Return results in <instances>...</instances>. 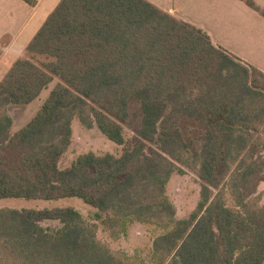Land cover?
Masks as SVG:
<instances>
[{
    "label": "trees",
    "instance_id": "1",
    "mask_svg": "<svg viewBox=\"0 0 264 264\" xmlns=\"http://www.w3.org/2000/svg\"><path fill=\"white\" fill-rule=\"evenodd\" d=\"M33 5L35 0H23ZM258 9L251 0H244ZM40 64L18 58L0 81V199L78 198L73 207L0 209V251L20 264H264V205L250 200L264 181V73L216 46L200 28L146 0H61L27 46ZM57 76L36 114L16 132L9 105L35 100ZM139 100V139L119 156L80 154L59 161L72 121L96 126L124 145L129 104ZM204 133L192 152L200 199L177 218L165 186L185 163L181 119ZM148 143L158 144L157 149ZM148 150V151H147ZM229 186L241 211L225 204ZM216 190V192H214ZM57 220L49 230L40 225ZM152 228L149 260L116 255L97 238Z\"/></svg>",
    "mask_w": 264,
    "mask_h": 264
},
{
    "label": "rangeland",
    "instance_id": "2",
    "mask_svg": "<svg viewBox=\"0 0 264 264\" xmlns=\"http://www.w3.org/2000/svg\"><path fill=\"white\" fill-rule=\"evenodd\" d=\"M251 1L258 9L250 7L244 0H177V5L182 8L187 19L201 23L208 28L213 35L212 40L216 46L239 59L241 58L238 57V54L241 53L264 65V0H262V7H259L255 0ZM26 57H32V60L37 64L45 60L42 55L33 56L27 53ZM245 63L255 67L251 63ZM59 82H61L59 78L53 76L51 83L42 90L33 102L26 106L9 105L7 107V112L13 120L12 132L20 130L30 121L47 98L50 90ZM141 120L140 102L133 99L129 104L128 119L122 124L125 144L117 145L108 140L96 126L88 128L77 117L74 118L72 121V142L59 161V168L69 167L78 155L87 152H93L97 155L112 153L119 156L124 150L131 149L139 139L138 132ZM179 129L183 143L190 141L192 147L182 151V158L186 162L175 163L179 172L171 174L165 186V192L175 206L177 218H187L195 210L200 199L202 181L193 168L192 152L200 150L204 131L194 121L184 118L180 121ZM261 135L264 134L261 133ZM157 146L158 144L148 143L149 148L157 149ZM259 153H264V147L260 148ZM233 169L234 166L230 170L222 169L225 178L220 190L223 193L225 204L232 209L241 211L242 209L235 204L229 186V176ZM250 204L251 208L264 205V181L258 184ZM56 207H73L89 220L92 219V214L96 211L78 198L58 200L0 199V209H51ZM40 225L49 230L61 226L57 220H44ZM153 235L151 227L138 223L130 227L127 236H121L118 239H113L100 226L97 232L98 240L107 245L114 254L132 256L138 253L146 260H149ZM1 256L2 252L0 251V264H20L7 258L3 259Z\"/></svg>",
    "mask_w": 264,
    "mask_h": 264
},
{
    "label": "crops",
    "instance_id": "3",
    "mask_svg": "<svg viewBox=\"0 0 264 264\" xmlns=\"http://www.w3.org/2000/svg\"><path fill=\"white\" fill-rule=\"evenodd\" d=\"M60 1L61 0H35V4L30 5L23 0H0V81L15 60L26 57L28 44ZM146 1L169 13L171 16L200 28L210 37L211 41L214 42L212 40L213 35L206 26L186 18L187 16L182 8L177 5V0ZM255 2L259 7H262V0H255ZM238 57H240L243 62L253 64L255 68L264 73L263 64H259V62H256L253 58L241 53L238 54ZM38 110L39 108L37 111Z\"/></svg>",
    "mask_w": 264,
    "mask_h": 264
}]
</instances>
